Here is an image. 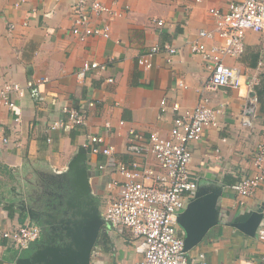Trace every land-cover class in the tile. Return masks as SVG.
Returning a JSON list of instances; mask_svg holds the SVG:
<instances>
[{
  "label": "crops",
  "instance_id": "obj_1",
  "mask_svg": "<svg viewBox=\"0 0 264 264\" xmlns=\"http://www.w3.org/2000/svg\"><path fill=\"white\" fill-rule=\"evenodd\" d=\"M75 1L0 0V89L6 82L23 87L21 96L12 95L15 108L0 103V226L14 229L31 221L41 228L40 239L31 248L47 242L44 238L49 236L57 243L50 223L59 215L68 217L78 200L71 185L75 164L87 171L88 193L102 218L100 203L116 191L107 183L119 175L98 165L130 160L125 152L128 129L166 135L174 113L170 109L160 112L162 98L168 104L178 100L183 107H192L206 97L213 107L223 104V112L218 125L208 127L201 139L191 143L190 168L198 176L194 194L215 191L219 221L191 250L203 251L208 264H250L264 253V242L256 236L264 232V217L253 236L231 223L264 208V180L252 195L237 194L241 177L253 172L254 144H264V43L260 33L247 31L243 51L224 58L225 64L243 74L241 87L207 89L206 61L190 52L189 42L199 30L214 28L210 8L226 9L234 0H102L121 14L108 20V38L83 40L68 29ZM158 20L163 24L158 25ZM205 43L210 47L222 39L214 37ZM153 45H171L176 52L154 53L149 67L139 65L138 57ZM83 61H98L107 67L79 78L76 71ZM110 76L113 82L106 80ZM252 94L258 102L249 130L241 126V117L247 96ZM90 100L95 107H87ZM70 106L86 111L85 123L48 129L50 122L65 118L64 110ZM107 121L109 132L103 128ZM87 133H103L115 147L113 155L107 158L84 148ZM83 197L80 193L79 199ZM103 227L90 264H135L142 257V239L131 241L127 229L117 233ZM26 250H16L0 236V264H28Z\"/></svg>",
  "mask_w": 264,
  "mask_h": 264
},
{
  "label": "built area",
  "instance_id": "obj_2",
  "mask_svg": "<svg viewBox=\"0 0 264 264\" xmlns=\"http://www.w3.org/2000/svg\"><path fill=\"white\" fill-rule=\"evenodd\" d=\"M209 13L214 19V28L199 30L197 36L189 42L190 52L201 55L206 61L210 73L205 88H240L243 74L225 64L224 58L236 56L243 51L247 31L260 33L264 43V0H234L227 4L226 9L212 7ZM120 14V11L102 0H77L71 7V25L68 29L81 40L90 36L108 38V20ZM156 23L162 25L163 21L158 20ZM214 37L221 38L222 43L208 47L205 41ZM160 51L170 55L176 52V48L171 45H153L138 57L137 63L149 67L152 55ZM106 67V63L83 61L76 75L81 78L88 71H101ZM112 79L110 76L106 80L113 82ZM27 84L32 85V81ZM22 94L21 85L6 82L0 89V103L13 109L15 101L12 95ZM257 102V96L252 94L247 96L244 105L241 126L249 130L252 129ZM159 104L161 113L168 109L174 113L169 132L166 135L156 131L144 134L131 127L127 131L125 144V152L130 160L98 165L100 169H109L111 174L119 175L112 176L107 183L108 188L116 191H111L106 198L101 213L103 224L106 225L103 229L117 233L127 229L131 241L143 240V254L135 264H208L203 251L183 250L184 231L177 222L180 211L193 197L198 185V176L190 168L191 143L201 139L205 129L218 125L223 104L213 107L206 97H200L192 107H183L178 100L168 104L165 98ZM95 106V101L87 102L88 108ZM64 112L65 118L50 122L48 129L74 128L85 123L84 109L70 106ZM14 119L19 120V116L16 115ZM119 124H123V121L120 120ZM110 127L108 121L103 125L107 132L111 130ZM85 138L82 146L92 154H102L109 158L115 152L114 145L107 141L103 133H87ZM252 162L253 172L241 177L237 184L240 197L252 195L264 180L262 142L254 144ZM261 213L264 217V208ZM0 236L21 251L40 239L41 228L34 222L25 221L14 229L0 226ZM256 236L264 242V232ZM115 264L126 263L116 261ZM250 264H264V253L251 259Z\"/></svg>",
  "mask_w": 264,
  "mask_h": 264
},
{
  "label": "water",
  "instance_id": "obj_3",
  "mask_svg": "<svg viewBox=\"0 0 264 264\" xmlns=\"http://www.w3.org/2000/svg\"><path fill=\"white\" fill-rule=\"evenodd\" d=\"M72 168V167H71ZM74 181L71 183L78 200L73 206L70 219H67L63 232L55 234L57 243L41 242L30 248L24 260L28 264H90L93 246L103 225L97 203L89 196L87 171L75 164ZM84 195L83 198H80ZM215 191L207 194H194L178 216V222L184 231L183 250L189 251L197 246L207 231L218 223ZM67 202V206H71ZM181 220L179 221V219ZM262 218L261 211L255 210L231 223L240 231L255 235L256 227ZM52 235V233H51Z\"/></svg>",
  "mask_w": 264,
  "mask_h": 264
},
{
  "label": "flooded vegetation",
  "instance_id": "obj_4",
  "mask_svg": "<svg viewBox=\"0 0 264 264\" xmlns=\"http://www.w3.org/2000/svg\"><path fill=\"white\" fill-rule=\"evenodd\" d=\"M72 213V212H71ZM71 213L70 214H68L69 216H71ZM57 215V214H56ZM68 216V217H69ZM67 215L65 216V215H63V217L61 216L60 217V215H59V218L58 219H53L52 220V222L50 223V227H51V231H56V232H58V233H61V235L63 234V232H64V229H63V226H65V223H66V221H67ZM60 220H62V221H60ZM63 229V230H62ZM63 236V235H62ZM56 239V238H55ZM58 240H59V237L57 238ZM56 239V240H57Z\"/></svg>",
  "mask_w": 264,
  "mask_h": 264
},
{
  "label": "rangeland",
  "instance_id": "obj_5",
  "mask_svg": "<svg viewBox=\"0 0 264 264\" xmlns=\"http://www.w3.org/2000/svg\"><path fill=\"white\" fill-rule=\"evenodd\" d=\"M101 202H102V201H101ZM104 204H105V203H104V202H102V203H100V205H99V206H100V209H101V211H102V210H103V208H104ZM68 205H69V204H68ZM180 220H181V218L179 219V221H180ZM179 223H181V221H180ZM65 225H66V224H65ZM63 228H65V226H63ZM62 230H63V229H62ZM51 233H52V235H53L55 238H57V236H56L55 234H57L58 232H56V231H54V232H53V231H52ZM46 236H47V235H45V237H46ZM44 239H47V240H48V242H50V243H52V242H51V240H53V242H54V238H53V237H50V236H49V237H47V238H44Z\"/></svg>",
  "mask_w": 264,
  "mask_h": 264
},
{
  "label": "trees",
  "instance_id": "obj_6",
  "mask_svg": "<svg viewBox=\"0 0 264 264\" xmlns=\"http://www.w3.org/2000/svg\"><path fill=\"white\" fill-rule=\"evenodd\" d=\"M30 248H31V247H30ZM30 248H27V250H26V253H28V252H29Z\"/></svg>",
  "mask_w": 264,
  "mask_h": 264
}]
</instances>
